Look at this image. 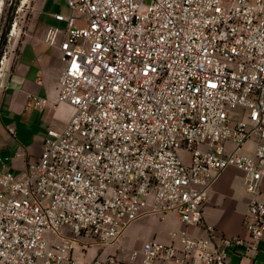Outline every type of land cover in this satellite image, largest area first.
<instances>
[{
	"label": "built area",
	"instance_id": "2783aa9c",
	"mask_svg": "<svg viewBox=\"0 0 264 264\" xmlns=\"http://www.w3.org/2000/svg\"><path fill=\"white\" fill-rule=\"evenodd\" d=\"M65 2L70 12L54 15L64 24L49 26L44 42L62 52L58 101L73 113L48 129L20 174L0 156V264H232L230 249L257 251L264 0ZM47 103L32 98L37 108ZM230 167L250 195L248 241L204 220L208 192ZM171 212L184 227L169 242L122 239L135 221ZM94 244L111 251L89 258Z\"/></svg>",
	"mask_w": 264,
	"mask_h": 264
},
{
	"label": "crops",
	"instance_id": "0c3cea01",
	"mask_svg": "<svg viewBox=\"0 0 264 264\" xmlns=\"http://www.w3.org/2000/svg\"><path fill=\"white\" fill-rule=\"evenodd\" d=\"M47 1L41 0L34 6L33 27L28 31L29 36L17 43L16 47L6 50L0 75V156L5 160L4 169L15 174L23 172L27 164L42 153L48 129L61 128L73 113L69 104L58 101L59 76L64 66L62 52L58 47L44 42V34L49 26L64 24L54 16L62 12L51 10L48 13L50 23L43 25L41 17ZM62 1L67 6L65 0ZM33 96L47 99V105L42 108L33 106ZM257 141V138L249 140L244 149L253 152ZM249 201L243 173L233 167L227 168L208 192L204 208L206 225L213 227L218 234L240 235L248 241L250 235L244 221ZM138 221L127 228L129 237L138 242L134 246L153 238L169 242V232L184 227L175 212L161 217L156 229L151 226L146 230L136 229L135 226L143 224ZM189 231L195 235L206 234L203 227H190ZM124 235L126 239V231ZM229 255L232 264H264V236L258 242L257 251L248 252L245 245H240L230 249ZM156 264L182 263L159 261Z\"/></svg>",
	"mask_w": 264,
	"mask_h": 264
},
{
	"label": "rangeland",
	"instance_id": "374dc122",
	"mask_svg": "<svg viewBox=\"0 0 264 264\" xmlns=\"http://www.w3.org/2000/svg\"><path fill=\"white\" fill-rule=\"evenodd\" d=\"M41 0H2V11L0 13V59L4 55L5 50H10L17 46L21 40L29 36V29L33 24V16L35 12V5ZM51 10H56L62 12L63 14H68L70 9L65 6L62 0H48L47 5L43 9V15L41 17V22L43 25L50 23V18L48 17V13ZM14 22H16V32L14 34H10L11 29L13 28ZM63 25V24H61ZM38 27V26H37ZM183 153V152H182ZM185 160L189 161V156L185 158ZM161 216H152L147 217L142 220H139L141 224L140 227L135 226L136 229L146 230L148 226H151L152 229H156ZM137 222V223H138ZM138 223V224H139ZM136 224V223H135ZM129 229L126 230V239H124L125 235L122 236L123 240L130 245H135L138 242L129 237ZM111 251V248L105 249V252L102 247L98 244H94L91 246L89 258H92L97 253L98 254H106Z\"/></svg>",
	"mask_w": 264,
	"mask_h": 264
},
{
	"label": "bare ground",
	"instance_id": "6f19581e",
	"mask_svg": "<svg viewBox=\"0 0 264 264\" xmlns=\"http://www.w3.org/2000/svg\"><path fill=\"white\" fill-rule=\"evenodd\" d=\"M24 1H26V0H24ZM1 8H2V7H0V10H1Z\"/></svg>",
	"mask_w": 264,
	"mask_h": 264
},
{
	"label": "flooded vegetation",
	"instance_id": "af4514ba",
	"mask_svg": "<svg viewBox=\"0 0 264 264\" xmlns=\"http://www.w3.org/2000/svg\"><path fill=\"white\" fill-rule=\"evenodd\" d=\"M5 52H6V50H5ZM1 56V55H0Z\"/></svg>",
	"mask_w": 264,
	"mask_h": 264
}]
</instances>
